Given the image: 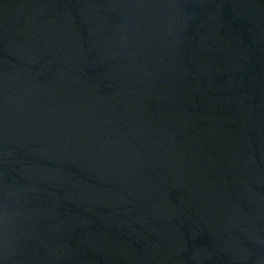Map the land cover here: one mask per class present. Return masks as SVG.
<instances>
[{
  "label": "water",
  "instance_id": "obj_1",
  "mask_svg": "<svg viewBox=\"0 0 264 264\" xmlns=\"http://www.w3.org/2000/svg\"><path fill=\"white\" fill-rule=\"evenodd\" d=\"M0 264H264V0H0Z\"/></svg>",
  "mask_w": 264,
  "mask_h": 264
}]
</instances>
